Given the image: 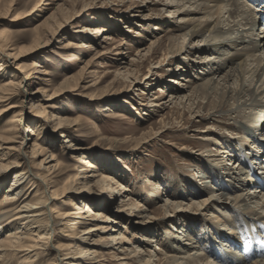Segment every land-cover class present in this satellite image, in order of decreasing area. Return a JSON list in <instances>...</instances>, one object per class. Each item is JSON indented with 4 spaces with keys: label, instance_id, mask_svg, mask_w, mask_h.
<instances>
[{
    "label": "rangeland",
    "instance_id": "1",
    "mask_svg": "<svg viewBox=\"0 0 264 264\" xmlns=\"http://www.w3.org/2000/svg\"><path fill=\"white\" fill-rule=\"evenodd\" d=\"M170 1L175 5L178 3V0H0V12L4 13L11 6L8 16L0 20V32L4 31L12 41L14 40L13 42L16 41L17 49L31 47L36 38L35 29L40 28L38 48L26 52L20 63L27 69L31 68L34 62L39 63L46 70L45 79L50 81L52 87L49 84L38 86L45 87L48 91L32 96L34 98L32 100L26 98L24 106L28 110L32 102H38L45 107H51L47 108L49 118L43 124V133L38 144L44 149L52 150L50 153L57 156L62 167L55 175L68 171L71 172L69 175H83L81 169L87 168L79 162V158L87 154L97 166V170L92 171L98 172L101 177L104 175L110 178L111 183L117 180L118 183L114 184L113 188L121 185L129 189L128 196L149 210V218L146 220L148 223L136 224L140 219L131 216L132 219H124L121 226L126 225L129 228L126 232L127 238L133 241L135 248L139 247L138 251L151 256V262L155 261L153 264L160 262L165 264L166 257H176V251L172 250V247L183 248L176 239H173V236L179 235L176 229L190 232L189 235L193 237L196 235L198 247L200 246L199 252L205 257L210 255L208 250L212 247L207 246L208 242H203L202 239H210L208 236H213L217 244L219 243L217 237L220 230L214 227L217 223L221 224L218 218L223 220L225 225L226 221L233 220L226 219L224 214L215 210L216 207L209 210L208 206H201L209 197L207 189L202 185V178L214 176L209 172L210 175L204 177L203 173H208L205 169L212 159L210 160L207 155L212 149H217V143L240 136L233 131L234 118L228 113L226 105L216 113L212 111L210 103L215 101L213 99H201L199 103L200 115L207 117L211 113L215 116L213 120H203L181 106L179 109L171 106L166 109L148 108L152 105V97H157L156 102L160 103L171 100L169 94L176 89L173 80L180 81L181 78L185 79L188 76L194 83L195 77L201 73L199 69L192 68L200 58L194 51H190V54L166 57L173 40L181 37L186 29L185 24L180 23L178 19L181 14L175 18L168 10L163 11V4ZM36 5H40L39 11L31 13L29 18L21 23L13 21L17 14L26 17ZM189 7L190 5L186 6V9ZM47 19L52 20L51 30H44L41 26ZM99 27L103 28L104 34L112 38L107 40V44L103 43L104 37L93 36L90 32ZM257 32H260L259 27ZM156 41L161 42L160 45L154 48L153 53L148 52L151 43ZM69 42H73L75 46L68 48ZM83 42L90 43L93 50L81 48ZM195 45L199 46L198 48L203 47L201 42ZM117 49L121 50V56L117 55ZM149 56L151 59L146 60ZM132 62L136 67L131 66ZM6 66L5 64L6 73H14L13 71L16 73V70ZM123 67H127L126 69L134 74L138 71L139 74L128 79L119 77L117 72ZM182 67H186V70H181ZM124 71L125 69H122L120 72ZM9 73L6 75L7 80L12 77ZM133 78H136L137 82ZM66 80H70L69 87H65L66 90L61 93L58 92L56 100L48 103L55 89L61 85L63 87ZM23 93L28 97L30 92ZM218 101L222 102L221 99ZM18 102L15 100L13 103L19 104ZM131 105L135 109H132ZM20 109L8 112L0 120V133L5 129L7 121ZM107 115H114V118H107ZM58 116L77 122L67 135L61 133L62 130L53 133L58 123L54 119ZM161 118H165L164 122L168 128L163 133H160L163 130L159 123ZM34 120L32 115L24 118L23 139L30 136ZM151 133L157 135L151 136ZM212 135L225 139L215 138L214 141ZM259 135H264V126ZM66 136L70 137L68 141H73L71 144H65ZM141 141L143 143L138 145ZM76 146L81 150L73 151ZM26 152L27 157H31L30 149ZM227 163L226 161L225 164ZM255 166L258 173H263L258 164ZM34 174L36 175V171ZM86 174H90L89 169L88 173L84 172V175ZM12 177L7 181L4 191L0 192V202L12 183ZM64 178L66 177L57 180L62 179L60 182H63ZM98 180L99 178H93L84 192L101 200L94 204L95 208L105 209L106 212L111 208L112 213L125 210L128 203L125 202L126 204L121 207L124 200L121 197L116 198L117 194L108 191L107 188L104 190V187H94ZM206 180L212 182V179ZM213 182L220 190L216 176ZM30 186L28 185L29 188ZM226 188L230 194L235 192L242 194L252 187ZM192 202L199 207L188 208ZM167 203L183 204L184 207L175 212L174 206H168L171 207L169 209ZM69 205V202L62 201L58 208L74 211ZM109 217L112 218V215ZM205 228L213 230L216 235L213 232L205 234L207 231ZM59 231L60 227L55 226L53 242L62 237ZM112 234L114 233H102L101 237L111 239ZM147 236L154 239L149 246L144 242ZM100 239L102 238L97 236L93 241ZM191 243L181 242L185 247H196ZM64 244H68V241L64 240ZM225 244H222L223 248ZM101 246L104 247L99 251L102 264H123L114 257L113 248L109 243H102ZM220 248L222 249L221 246ZM195 250L198 248L189 251L193 253ZM217 253L209 259L213 264L218 262ZM40 257L43 259L40 264H50L51 260L48 257L45 255ZM179 257L177 255V258ZM7 259L9 264H27L23 258ZM0 264H3V261H0Z\"/></svg>",
    "mask_w": 264,
    "mask_h": 264
},
{
    "label": "bare ground",
    "instance_id": "2",
    "mask_svg": "<svg viewBox=\"0 0 264 264\" xmlns=\"http://www.w3.org/2000/svg\"><path fill=\"white\" fill-rule=\"evenodd\" d=\"M188 5L190 7L186 9ZM163 6V11L168 10L175 18L181 14L178 19L186 28L181 37L173 40L166 57L190 54V51H194L200 58L192 68L199 69L201 73L194 79L196 84L192 83L188 76L185 79L181 78L180 81L173 80L176 89L169 94L171 98L167 102L169 105L156 102L158 98L151 96L152 105L148 108L166 109L171 106L179 109L181 106L203 120H213L215 116L211 113L207 117L200 115L199 107L201 99H213L215 101L210 103L212 111L216 113L226 105L228 113L234 118L233 131L240 135L217 143V149H212L207 155L210 160L212 159L205 169L208 173H203L204 177L210 174L214 176L202 178V185L207 189L209 197L201 206H208L209 210L216 207V211L233 222L226 221L225 225L224 221L218 218L221 224L217 223L214 227L220 230L217 237L219 245L213 236H208L210 239L200 238L203 242H208L207 246L212 247L208 250L210 254L208 257L199 252L200 246L198 247L196 235L193 237L189 235L190 232L176 229L180 237L173 236V239H176L183 248L172 247L180 257L177 258V255L174 258L166 257L165 264H211L212 261L209 259L216 252L217 264H264V135H259L264 126V0H178L177 5L170 1ZM39 9L40 5H36L26 17L17 14L13 21L21 23ZM10 11L11 6L4 13L0 12V20L6 18ZM51 22L52 20L47 19L41 26L44 30H51ZM257 27L260 28V32H257ZM90 32L93 36L104 37L105 44L108 43L107 40L112 39L104 34L105 31L100 27ZM40 33V28H36V38L32 46L28 49H17V42H13L14 40L12 41L4 31L0 32V120L8 112L21 108L7 121L5 129L0 133V192L4 191L7 181L13 176L12 183L0 202V261L9 264L7 258L12 257L23 258L27 264H40L43 262L40 256L45 255L51 260L50 264H102L99 251L104 248L101 244L106 242L113 248L114 257L123 264H153L155 261L151 262L152 257L138 251L139 247L135 248L133 241L127 238L126 232L129 228L126 225L121 226L122 221L131 220V216L140 219L136 224H145L149 218V210L128 196L129 189L121 185L113 188L114 184L118 183L117 180L114 181L113 178L114 182L111 183L110 178L104 175L101 177L98 172L92 171L97 170V166L87 154L79 158V162L87 168L81 169L83 175H69L71 174L69 171L57 175L58 172L55 175L62 167L57 156L50 153L52 150L44 149L38 144L43 133V124L49 118L47 108L51 107L32 102L27 110L24 102L26 98L34 99L33 97L41 92L45 94L48 90L38 86H49L50 81L45 79L47 72L39 63L34 62L31 68L27 69L20 62L26 52L38 48ZM199 42L202 48L195 47L197 46L195 43ZM160 43L152 42L148 52L153 53L154 48L156 49ZM73 46H75L73 42H69L67 47ZM81 48L93 50L88 42L81 43ZM117 51V55L121 56V50ZM150 59L149 56L146 60ZM134 62L131 63L132 67H136ZM5 64L16 70V73L8 72L9 75L12 74L8 80ZM186 67H182L181 70H186ZM126 68H121L125 69V73L118 70L117 75L128 79L139 74L138 71L134 74ZM133 80L137 82L136 78ZM69 84L70 80H66L63 87L61 85L56 88L47 102L55 101L58 92L66 90L64 88L69 87ZM23 92L30 93L26 97ZM220 99L222 102L218 101ZM15 100H18L19 104H14ZM132 109L135 108L132 106ZM31 115L35 120L30 136L23 139V121L26 116ZM107 118H114V115H107ZM164 119L159 120L163 129L160 133L168 130ZM54 121L58 123L53 133L62 130L61 133H66L64 135H67L70 128L75 127L77 123L62 116L55 117ZM155 135L157 134L151 133V136ZM212 136L214 141L215 138L225 139ZM65 138V144L73 142L67 140L70 139L69 136ZM142 143L141 141L138 145ZM27 149H30L31 157H27ZM78 150L81 149L76 146L73 151ZM256 164L263 173H258ZM88 169L90 174L84 175V172L88 173ZM64 176L66 178L63 182H60L62 179L57 180ZM215 176L220 190L213 182ZM93 178H99L94 187H104V190L107 188L108 191L117 194L116 198L121 197L124 200L121 207L128 203L126 209L118 213H112L111 208H106L107 212L105 209L97 210L94 204L101 200L84 194ZM206 179H212V182ZM28 185H31L30 188ZM224 185L231 189L248 186L252 188L246 193L230 194ZM62 201L69 202L74 211L58 208ZM167 204V207L174 206L175 212L184 207L178 203ZM190 204L188 208L199 207L194 202ZM125 213L126 215H123ZM229 213L232 214L231 218ZM109 215H112V218ZM55 226L60 227L59 232L62 236L57 238V242H53ZM107 232L114 233L111 239L101 237L102 233ZM208 232L216 235L213 230H207L205 234ZM97 236L102 239L93 241ZM148 237L144 239L146 246L154 242V239ZM62 239L67 240L68 244H64ZM184 241H191V245L196 247H185L181 244ZM222 244H225L224 248ZM193 248L198 250L190 253L189 250Z\"/></svg>",
    "mask_w": 264,
    "mask_h": 264
}]
</instances>
